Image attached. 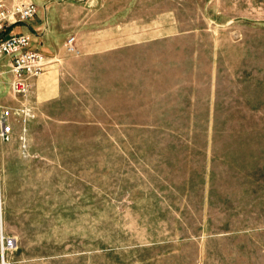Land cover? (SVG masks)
Returning <instances> with one entry per match:
<instances>
[{
	"label": "rangeland",
	"instance_id": "rangeland-1",
	"mask_svg": "<svg viewBox=\"0 0 264 264\" xmlns=\"http://www.w3.org/2000/svg\"><path fill=\"white\" fill-rule=\"evenodd\" d=\"M72 1L80 55L26 97L0 59L34 113L0 141V264H264V0Z\"/></svg>",
	"mask_w": 264,
	"mask_h": 264
},
{
	"label": "built area",
	"instance_id": "built-area-1",
	"mask_svg": "<svg viewBox=\"0 0 264 264\" xmlns=\"http://www.w3.org/2000/svg\"><path fill=\"white\" fill-rule=\"evenodd\" d=\"M38 13V5L34 0H0V59L9 56L10 91L15 97H26L31 88L32 80L43 74L53 58L32 49L29 33H8L12 25L29 21ZM65 50L71 55H80L81 51L76 44V36H69L64 44ZM12 115L26 122L34 117L28 106H2L0 103V141L9 142L12 139ZM14 244L12 238L3 240L5 247Z\"/></svg>",
	"mask_w": 264,
	"mask_h": 264
},
{
	"label": "crops",
	"instance_id": "crops-1",
	"mask_svg": "<svg viewBox=\"0 0 264 264\" xmlns=\"http://www.w3.org/2000/svg\"><path fill=\"white\" fill-rule=\"evenodd\" d=\"M75 1L83 2L84 0ZM93 1L99 2L101 0ZM39 8L40 7L38 6V12ZM44 8L46 10L45 16L41 15L40 17H38L37 13L36 16L29 21L12 25L7 29V32L29 33L31 35L30 46L32 44V40H36L35 46H31V48L36 49L49 57H52V55L65 48L64 44L66 40L70 35H72V33H75V30L78 29L80 25L85 26L86 4H77L72 0H46V2H44ZM69 8L72 10L68 11L67 9ZM81 17L82 21L80 19ZM20 24H23V26L25 27L17 32H14L13 28ZM80 40V37L76 36V44L81 51L83 46L82 41L80 42ZM8 63L7 66L9 68ZM7 71H9V69H7ZM40 78H37L36 81H38V79ZM8 94H11L10 88ZM4 99H1L0 96V101L5 102Z\"/></svg>",
	"mask_w": 264,
	"mask_h": 264
},
{
	"label": "water",
	"instance_id": "water-1",
	"mask_svg": "<svg viewBox=\"0 0 264 264\" xmlns=\"http://www.w3.org/2000/svg\"><path fill=\"white\" fill-rule=\"evenodd\" d=\"M2 258H3V260H4V253L2 252ZM4 264V263H3Z\"/></svg>",
	"mask_w": 264,
	"mask_h": 264
},
{
	"label": "bare ground",
	"instance_id": "bare-ground-1",
	"mask_svg": "<svg viewBox=\"0 0 264 264\" xmlns=\"http://www.w3.org/2000/svg\"><path fill=\"white\" fill-rule=\"evenodd\" d=\"M1 204H2V200H1Z\"/></svg>",
	"mask_w": 264,
	"mask_h": 264
}]
</instances>
